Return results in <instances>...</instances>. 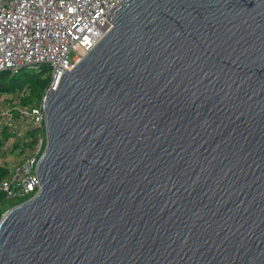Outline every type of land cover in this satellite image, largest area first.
Wrapping results in <instances>:
<instances>
[{"label": "water", "instance_id": "obj_1", "mask_svg": "<svg viewBox=\"0 0 264 264\" xmlns=\"http://www.w3.org/2000/svg\"><path fill=\"white\" fill-rule=\"evenodd\" d=\"M45 96L39 188L0 264H264V0H123Z\"/></svg>", "mask_w": 264, "mask_h": 264}, {"label": "built area", "instance_id": "obj_2", "mask_svg": "<svg viewBox=\"0 0 264 264\" xmlns=\"http://www.w3.org/2000/svg\"><path fill=\"white\" fill-rule=\"evenodd\" d=\"M123 0H0V71L45 68L42 97L22 104L11 92L0 95V180L5 198L31 197L39 188L36 164L45 145V96L64 70L75 64L111 27L105 17ZM72 53V56L68 55ZM36 129L32 143L27 131Z\"/></svg>", "mask_w": 264, "mask_h": 264}, {"label": "trees", "instance_id": "obj_3", "mask_svg": "<svg viewBox=\"0 0 264 264\" xmlns=\"http://www.w3.org/2000/svg\"><path fill=\"white\" fill-rule=\"evenodd\" d=\"M49 84V76L45 68L36 69L33 67H20L14 71H0V95L11 92L18 96L22 104L33 103L42 97V94ZM36 129L27 131L26 143L30 144L35 140ZM5 137H0V150L4 144ZM8 167L0 165V180L8 173ZM25 200L23 197L5 198L0 190V218L3 209L11 204H17Z\"/></svg>", "mask_w": 264, "mask_h": 264}, {"label": "rangeland", "instance_id": "obj_4", "mask_svg": "<svg viewBox=\"0 0 264 264\" xmlns=\"http://www.w3.org/2000/svg\"><path fill=\"white\" fill-rule=\"evenodd\" d=\"M68 56L71 57V56H72V53H70ZM14 205H15V204H11L10 206H7L5 209L2 210L3 213H4L7 209H9L10 207H12V206H14ZM3 213H2V214H3Z\"/></svg>", "mask_w": 264, "mask_h": 264}]
</instances>
